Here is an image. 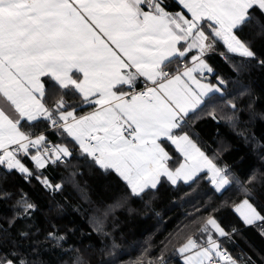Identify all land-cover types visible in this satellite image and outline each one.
Masks as SVG:
<instances>
[{
	"label": "snow or ice",
	"instance_id": "1",
	"mask_svg": "<svg viewBox=\"0 0 264 264\" xmlns=\"http://www.w3.org/2000/svg\"><path fill=\"white\" fill-rule=\"evenodd\" d=\"M162 3L0 0V165L31 176L17 159L18 153L28 155L30 146L37 149L31 159L39 168L71 156L67 147L44 148L42 154L45 136L32 139L20 130L22 119L44 118L73 137L102 169H114L134 194L155 189L161 176L175 184L179 179L191 180L204 169L213 173L212 183L218 189L228 185L223 170L187 134L174 135L173 130L187 123L185 118L205 103L209 93L220 91L194 75L212 71L201 58L211 48L205 44L208 36L201 23L213 22L207 27L214 37L223 40L229 52L254 58L255 52L234 30L253 19L250 10L264 14V0H178L191 13V19L183 13L170 14ZM142 4L150 10L144 11ZM182 41L187 42L183 51L177 47ZM193 48L199 55L192 57V67L174 76L162 70L165 62L184 57ZM74 71L82 79L74 78ZM140 76L156 87L131 95L114 90L118 85L135 87L134 81ZM41 77H50L59 87L74 90L86 104L97 105V110L77 117L74 110H65L63 99L50 110L43 103L45 85ZM6 105L11 106L9 111L14 110L16 118L5 110ZM162 138L184 157L185 163L174 171L167 166L171 157L159 143ZM42 183L53 191L61 187L46 179ZM24 208L33 205L25 202ZM236 211L247 224L264 222V216L248 200ZM208 226L220 236L228 235L215 219L210 218L203 231H208ZM207 244L198 247L189 239L179 251L198 248L194 257H186L187 264H216V258L223 264H236L211 236Z\"/></svg>",
	"mask_w": 264,
	"mask_h": 264
},
{
	"label": "trees",
	"instance_id": "2",
	"mask_svg": "<svg viewBox=\"0 0 264 264\" xmlns=\"http://www.w3.org/2000/svg\"><path fill=\"white\" fill-rule=\"evenodd\" d=\"M167 9L180 10L175 0ZM253 19L235 30L254 58L231 53L203 21L211 48L206 59L212 80L228 84L222 93L206 98L188 115L176 133H187L226 168L228 186L217 191L207 172L189 183L163 178L155 188L134 194L112 169H102L62 128L40 118L20 121L29 136L44 134L47 144H62L72 154L67 162L39 168L31 154L18 153L31 176L0 165V264H186L179 251L189 239L199 246L208 237L224 246L239 264H264V222L246 224L235 211L250 201L264 216V14L250 10ZM180 66L181 59L169 64ZM43 102L54 110L63 99L66 109L85 112L83 97L43 77ZM235 105V108L232 107ZM57 114L54 111V119ZM169 163L177 167L181 154L165 140ZM35 150H32L34 153ZM48 180L53 191L42 183ZM33 208L25 210L24 203ZM214 218L227 232L219 237L208 226Z\"/></svg>",
	"mask_w": 264,
	"mask_h": 264
},
{
	"label": "crops",
	"instance_id": "3",
	"mask_svg": "<svg viewBox=\"0 0 264 264\" xmlns=\"http://www.w3.org/2000/svg\"><path fill=\"white\" fill-rule=\"evenodd\" d=\"M175 1H177L178 2V0H175ZM182 6V5H181ZM161 7H164L165 8V11H167V12H169L170 14H176V13H183V15L187 18V19H191V13H189L188 11H187V9H185V8H183V6H182V8L180 9V10H170V9H167V7L166 6H164L163 4H161ZM141 8L144 10V11H149L150 9L147 7V5L146 4H142L141 5ZM213 23V22H212ZM234 33H235V30H234ZM236 35V34H235ZM237 36V35H236ZM187 46V42H184V41H182L180 44H178L177 45V47L178 48H180L181 49V51H183L184 50V48ZM199 55V51H198V49H196V48H193V49H191L189 52H187V54L184 56V57H174L173 59H172V61L173 60H175V59H181V60H185L186 61V63H187V66L186 67H188V68H190V67H192L193 66V64H194V61H193V59H192V57L193 56H198ZM204 61H205V63L212 69V67H211V65L208 63V61H207V59H206V53H204V55H203V57H201ZM170 62H165V64L164 65H162V70L164 71L166 68H168V69H170V71L172 72V75H169V76H174V75H178V74H180V73H182V72H184L185 71V68H182L181 66H178V61L176 62V64H169ZM213 71V70H212ZM212 71L211 72H208V71H203V72H198V73H194V75H196V77H197V79H199V80H201V82L202 83H206V84H210V85H212L214 88H219L220 89V91L219 92H214V93H222L224 90H223V88L218 84V82H217V80L216 81H213L212 79L211 80H207L206 78H205V76L206 75H211L212 74ZM73 77L74 78H77V79H82V75L81 74H78V73H76L75 71L73 72ZM41 81H42V83H44L43 82V77H41ZM134 84H135V87H130V86H128V85H118L117 86V88L116 89H114L115 91H117L118 93L119 92H124V93H126V94H128V95H131L132 93H133V90H136V89H139V90H142V89H144L145 88V86H147V85H149V84H153L151 81H149L146 77H143V76H140V77H137V79L134 81ZM156 87V86H155ZM214 93H209V95H208V97L210 96V95H212V94H214ZM206 98L207 97H205V100H206ZM44 103V102H43ZM89 104H86L85 103V106H88ZM91 107L88 109V110H86L85 112H78L76 109H70V110H66V111H75V114L77 115V117H79V116H84V115H88L89 113H91V112H94V111H96L97 110V108H98V106L97 105H95V104H92V105H90ZM11 108V106L10 105H6V107H5V110L6 111H9V109ZM198 109V108H197ZM196 109V110H197ZM192 112H190L189 114H191ZM9 114L10 115H12L13 116V118H16V113L14 112V110H12V111H9ZM185 119H187V117L185 118ZM62 123V122H61ZM20 130L21 131H23L21 128H20ZM176 130L177 129H174L173 130V134L174 135H184V134H187V133H176ZM40 135H43V136H45L43 133L42 134H40ZM188 136H189V134H187ZM190 137V136H189ZM30 138H32V139H35L36 138V136H34V137H32V136H30ZM73 138V137H72ZM191 138V137H190ZM74 139V138H73ZM75 140V139H74ZM191 140L196 144V146L208 157V159H210L218 168H220L219 167V165H218V159H217V157L215 156V155H213L212 153H209V152H207L205 149H203L195 140H193L192 138H191ZM76 141V140H75ZM77 142V141H76ZM165 140L162 138L160 141H159V143H161L162 144V146L165 148V150L168 152V154H169V156L171 157V153H170V151L168 150V148L166 147V145H165ZM171 143V142H170ZM77 144L79 145V143L77 142ZM58 145V147H67L68 148V150L71 152V150H70V148L68 147V146H66V145H62V144H57ZM174 146V145H173ZM175 147V146H174ZM32 150H35L34 151V153L32 152ZM178 151V150H177ZM29 153L31 154V156H33V155H36L37 154V149H35V148H32L31 146L29 147ZM41 153L43 154V151H42V148H41ZM71 154H72V152H71ZM181 154V153H180ZM181 156H182V161L179 163V165L177 166V167H172L171 165H170V163H169V160L167 161V166H168V168L170 169V170H175L176 168H178L181 164H183V163H185V160H184V157H183V155L181 154ZM17 159H19L20 160V158H19V155H17ZM21 161V160H20ZM22 163V162H21ZM109 169H111V168H109ZM221 169V168H220ZM112 170H114V169H112ZM115 171V170H114ZM116 172V171H115ZM204 172H207L208 174H209V179L211 180V182H212V175H213V173L210 171V170H208V169H204V170H202V171H200V172H197L196 173V175L191 179V180H183V179H179V180H177V182L175 183V185L176 184H178V183H180V182H184V183H189V182H191V181H193L199 174H201V173H204ZM117 173V172H116ZM118 174V173H117ZM223 174H225V175H227L228 176V174L226 173V172H224L223 171ZM119 175V174H118ZM120 176V175H119ZM121 177V176H120ZM122 178V177H121ZM163 178H165V179H167V177H165V176H161L160 178H159V182L157 183V186L160 184V182H161V180L163 179ZM123 179V178H122ZM228 179H229V177H228ZM168 180V179H167ZM168 181H170V180H168ZM229 181H230V179H229ZM171 182V181H170ZM130 186V185H129ZM214 186H215V188H216V190L217 191H219V192H221V191H223L228 185H226L224 188H217L216 187V185L214 184ZM131 188V187H130ZM147 189V188H146ZM245 201V200H244ZM244 201H242V202H240L237 206H236V208H235V211H236V209H237V207H239L240 205H242L243 204V202ZM255 209H256V211L257 212H259V210L250 202V201H248ZM246 210V209H245ZM237 212V211H236ZM260 213V212H259ZM237 214L241 217V219L244 221V219H243V217L240 215V213L239 212H237ZM261 214V213H260ZM262 215V214H261ZM212 219H214V218H212ZM217 222V221H216ZM245 222V221H244ZM258 222H261V221H256L254 224H256V223H258ZM218 223V222H217ZM246 223V222H245ZM219 224V223H218ZM247 224V223H246ZM254 224H248V225H254ZM220 225V224H219ZM220 227L221 228H223L221 225H220ZM213 229V228H212ZM214 231H215V233L216 234H218L219 235V233L215 230V229H213ZM225 231V230H224ZM226 232V231H225ZM227 233V232H226ZM219 237H224V236H220L219 235ZM218 244H219V242H218V240H216V239H214ZM197 244V243H196ZM198 245V244H197ZM208 246V244L207 245H205V246H199L198 245V247H207ZM198 250V248H194V249H190L189 251H187L186 253H182V259L184 260V262L187 264V259H186V257H194L195 256V253H196V251ZM194 264H195V262H194Z\"/></svg>",
	"mask_w": 264,
	"mask_h": 264
},
{
	"label": "built area",
	"instance_id": "4",
	"mask_svg": "<svg viewBox=\"0 0 264 264\" xmlns=\"http://www.w3.org/2000/svg\"><path fill=\"white\" fill-rule=\"evenodd\" d=\"M180 66H181L182 68H185V67L187 66L186 61H185V60H181V62H180ZM164 72H166L168 75H172V72H171L170 69H168V68H166V69L164 70ZM155 86H156L155 84H149V85L145 86V88L142 89V90H139V89L133 90V93H132V94L146 91L147 88H149V87H155ZM38 135H40V134H37V135H35V136H38ZM33 137H34V136H33ZM53 147H58V145H57V144H54V143L47 144V143L45 142V143L41 146L42 151H43L44 148H49V149H51V148H53ZM21 154L24 155V153H22V152H21ZM49 155H52V153H49ZM69 158H70V156H69V157H65V158H63V159H61V160H59V161H57V162H59V163H61V162H67V161L69 160ZM57 162H56V163H57ZM221 169H222L224 172L226 171V168H224V167L221 168ZM220 248H221V250L224 252V255H225V256H230L229 252L227 251V249H226L224 246H220ZM216 264H223V262L219 261V259L216 258Z\"/></svg>",
	"mask_w": 264,
	"mask_h": 264
},
{
	"label": "water",
	"instance_id": "5",
	"mask_svg": "<svg viewBox=\"0 0 264 264\" xmlns=\"http://www.w3.org/2000/svg\"><path fill=\"white\" fill-rule=\"evenodd\" d=\"M205 78L207 80H211L212 76L211 75H206ZM217 82L223 89H227L228 88V84L225 82V80H223V78H221V77L217 78Z\"/></svg>",
	"mask_w": 264,
	"mask_h": 264
},
{
	"label": "rangeland",
	"instance_id": "6",
	"mask_svg": "<svg viewBox=\"0 0 264 264\" xmlns=\"http://www.w3.org/2000/svg\"><path fill=\"white\" fill-rule=\"evenodd\" d=\"M184 253H186V252H184ZM235 262H236V264H239L236 260H235Z\"/></svg>",
	"mask_w": 264,
	"mask_h": 264
}]
</instances>
